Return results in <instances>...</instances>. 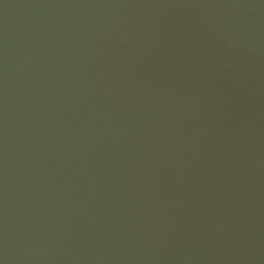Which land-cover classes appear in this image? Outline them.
Returning <instances> with one entry per match:
<instances>
[{
    "label": "water",
    "instance_id": "95a60500",
    "mask_svg": "<svg viewBox=\"0 0 264 264\" xmlns=\"http://www.w3.org/2000/svg\"><path fill=\"white\" fill-rule=\"evenodd\" d=\"M0 264H264V0H0Z\"/></svg>",
    "mask_w": 264,
    "mask_h": 264
}]
</instances>
